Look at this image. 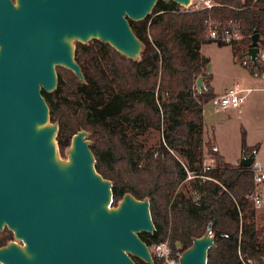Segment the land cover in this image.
<instances>
[{"label": "trees", "instance_id": "16d2710c", "mask_svg": "<svg viewBox=\"0 0 264 264\" xmlns=\"http://www.w3.org/2000/svg\"><path fill=\"white\" fill-rule=\"evenodd\" d=\"M218 1L222 5L211 11L214 18L241 23L243 37L232 44L233 56L250 71L262 73L264 66L254 65L246 51L255 33L264 50V0ZM180 7L158 0L144 19L129 20L143 43L138 60L97 39L76 42L75 60L84 82L59 66L57 89L43 91L51 120L59 124L58 144L63 153L73 135L85 129L95 168L112 183V205L125 193L149 199L155 229L139 233L148 247L168 241L171 250L182 252L211 224L214 246L207 264H264V225L253 199L254 167L228 163L213 142L203 140L202 106L215 96L205 72L208 58L200 53V46L211 42L204 35L207 12H181ZM64 95L80 102L78 111L55 102ZM141 130L159 134L157 146L147 154L142 152ZM255 147L245 144L242 132L241 151ZM204 149L212 159L209 171L202 167ZM189 174L197 199L177 191ZM152 259L151 264H160L154 254Z\"/></svg>", "mask_w": 264, "mask_h": 264}, {"label": "water", "instance_id": "95a60500", "mask_svg": "<svg viewBox=\"0 0 264 264\" xmlns=\"http://www.w3.org/2000/svg\"><path fill=\"white\" fill-rule=\"evenodd\" d=\"M157 1L0 0V229L7 225L23 241L0 247V264H136L133 257L152 263L139 237L155 229L149 199L125 193L112 205V183L96 170L85 129L61 158L59 124L43 91L57 89L59 66L84 82L76 42L97 39L138 60L143 43L129 20L144 19ZM259 39L253 34L246 51L254 65ZM252 159L244 153L241 164ZM212 246L208 224L179 264H207Z\"/></svg>", "mask_w": 264, "mask_h": 264}, {"label": "crops", "instance_id": "0c3cea01", "mask_svg": "<svg viewBox=\"0 0 264 264\" xmlns=\"http://www.w3.org/2000/svg\"><path fill=\"white\" fill-rule=\"evenodd\" d=\"M247 56V55H246ZM248 58V56H247ZM249 59V58H248ZM237 58L230 57V68L223 84L216 80L217 74L209 73L210 85L214 95H221L230 88L239 90L241 103L238 107H230L216 111L210 100L202 106L203 140L211 141L215 149L230 164H241L243 152L241 151L242 132L245 144L255 147L251 165L264 170V71L255 73L244 66L245 61L237 64ZM236 62V63H235ZM257 63L264 66V50L259 47ZM209 163L212 159L208 155ZM264 213V190L262 192L261 206ZM261 225H264V215L260 216Z\"/></svg>", "mask_w": 264, "mask_h": 264}, {"label": "built area", "instance_id": "2783aa9c", "mask_svg": "<svg viewBox=\"0 0 264 264\" xmlns=\"http://www.w3.org/2000/svg\"><path fill=\"white\" fill-rule=\"evenodd\" d=\"M218 0H190L188 5H180L181 12L206 11L207 15L204 19V35L208 41L214 43L233 44L240 41L243 37L242 27L239 20L229 19L220 21L211 15V11L221 6ZM178 11V10H173ZM210 103L216 111H220L230 107H238L241 103L239 90L230 88L221 95H216L210 99ZM210 166L206 162L203 163V171H209ZM253 175V199L255 208L261 206L262 192L264 190V170L254 167ZM159 252L164 260V264H179L180 251H172L169 248L168 241L157 244ZM173 252V253H171Z\"/></svg>", "mask_w": 264, "mask_h": 264}, {"label": "rangeland", "instance_id": "374dc122", "mask_svg": "<svg viewBox=\"0 0 264 264\" xmlns=\"http://www.w3.org/2000/svg\"><path fill=\"white\" fill-rule=\"evenodd\" d=\"M233 52H234V46L232 44H225V45L219 46L217 43L208 42V43H203L200 46V53L203 56H205V58L209 59L208 65L206 67V71H208L209 73H213L214 75L217 74L216 80L219 82V84H223L226 80L227 75H225V73L230 68L228 61L230 60V57L233 58ZM237 64L242 66L241 59L237 61ZM59 101H63L65 108L69 110L70 112L78 111V106L80 105V102L76 100L74 97L64 95L62 96V99L57 98L55 100V102H59ZM140 132H143L142 135L140 136V139H143L142 152L144 154H147V149L149 150L157 146L159 134L158 132L157 133L155 132L147 133V130H144V131L141 130ZM68 148H66L63 153L60 150L61 158L63 159L68 158V154H67ZM206 152H207L206 149H204V162H206L207 164H211L212 162L209 163V161H206L208 160V155L206 154ZM194 182L195 181L193 179V176L189 174V176L184 181L181 182L177 191L182 192L188 196H191V198L193 199H197L198 194L193 190ZM116 205H113V206H116ZM257 213L259 217L264 215L262 208H257ZM149 250L151 252V255L154 254L157 258H159L160 264H164V260L159 252L157 244L149 247Z\"/></svg>", "mask_w": 264, "mask_h": 264}, {"label": "flooded vegetation", "instance_id": "af4514ba", "mask_svg": "<svg viewBox=\"0 0 264 264\" xmlns=\"http://www.w3.org/2000/svg\"><path fill=\"white\" fill-rule=\"evenodd\" d=\"M10 241H16L23 244V241L18 240L15 233L5 225L3 229H0V247L7 245Z\"/></svg>", "mask_w": 264, "mask_h": 264}]
</instances>
